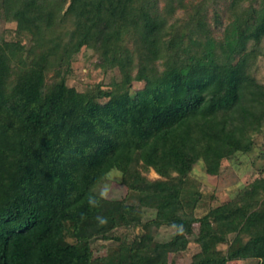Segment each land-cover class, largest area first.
<instances>
[{
	"label": "trees",
	"instance_id": "16d2710c",
	"mask_svg": "<svg viewBox=\"0 0 264 264\" xmlns=\"http://www.w3.org/2000/svg\"><path fill=\"white\" fill-rule=\"evenodd\" d=\"M157 2L0 0L17 37L0 41V264H166L168 253L187 247L196 222L197 264H264V181L200 220L184 209L196 205L197 191L183 202L195 162L215 173L222 159L252 150V133L264 132V87L248 73L256 54L246 50L264 38V0L227 3L219 42L206 17L216 0L194 6L186 28L167 26L182 0H166L163 11ZM95 41L100 67L117 69L124 88L100 103L98 86L79 93L64 80L45 84L48 71L60 77L59 68ZM150 79L130 94L132 82ZM141 169L163 180H147ZM112 171L121 173L125 199L94 192ZM143 208L155 211L151 223L179 233L165 243L122 236L117 257L93 256L91 239L117 241L105 231L140 225ZM215 233L235 234L225 257L208 243Z\"/></svg>",
	"mask_w": 264,
	"mask_h": 264
},
{
	"label": "rangeland",
	"instance_id": "374dc122",
	"mask_svg": "<svg viewBox=\"0 0 264 264\" xmlns=\"http://www.w3.org/2000/svg\"><path fill=\"white\" fill-rule=\"evenodd\" d=\"M166 0H158L157 6L159 11H163L166 5ZM203 0H182V8L176 7L174 13L168 17L167 26L187 27L190 22V16L193 14V8ZM231 0H216V4H207V24L212 32V38L219 42L221 41L225 27L230 22V13L226 8L227 3ZM68 5V4H67ZM242 7H247V3H243ZM257 7V4L255 5ZM217 13L215 16L214 14ZM16 23L8 22L4 18L3 11L0 8V41H17ZM200 37L194 36L193 39ZM22 44L28 47V39H22ZM126 47L131 49V41L127 39ZM99 42L95 41L75 54L68 66L64 65L59 68L60 77L55 76V72L48 71L45 75V84H53L59 80H64L69 88H74L79 93H84L87 90L93 89L95 86L100 88L99 102L105 103L111 98L118 89L124 88L120 84V73L117 69L107 68L102 69L100 64L102 59L99 56ZM200 47H193V51H199ZM219 52V49H215ZM247 51L255 52L256 59L249 61L248 73L258 84L264 87V38L258 45L249 43ZM26 59V55L24 56ZM239 57L236 58V60ZM160 62V71L162 67ZM136 74V69L132 71V76ZM117 85H114L113 83ZM153 83V79L144 82H132L129 86V91L132 96L135 92L141 89L148 88L149 84ZM252 150L248 153L236 152L226 159L219 162L218 171L209 173L205 168L202 160L193 164V167L186 177L187 184H184V201L188 200L190 190L197 191L196 205L185 207V212L192 213L195 219H202L208 211L220 206L224 203H234L240 201L241 196L246 194L257 186L260 181H264V132L252 133ZM141 176L146 177L147 180H160L152 169L143 171L141 169ZM176 177V173L171 174ZM121 173L112 171L107 174L96 185L94 192L107 200L125 199L127 189L122 184ZM163 180V179H162ZM128 204H136L135 201L127 200ZM185 205V204H184ZM155 211L148 208H143L140 211V225L136 227H114L107 229L106 234L116 236L120 239L117 241L114 238L102 239L94 237L90 240V249L94 257L109 259L117 257L122 236L126 237L127 242L138 240L144 234H148L153 242L165 243L171 238L175 237L179 232L173 227L156 226ZM109 219L106 220L108 224ZM200 223L192 224L190 234H188V245L184 250L178 252H170L167 255L166 264H197L202 261L203 257L200 251V245L197 242L199 237ZM65 237L68 242L74 243V238L71 236L70 226L65 230ZM235 234L215 233L208 238V243L215 246V251L222 257H225L227 249L229 248ZM246 241V239H245ZM258 259L229 261L227 264H259Z\"/></svg>",
	"mask_w": 264,
	"mask_h": 264
}]
</instances>
